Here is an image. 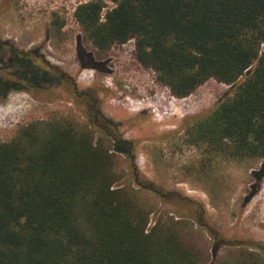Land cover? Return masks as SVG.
Listing matches in <instances>:
<instances>
[{
	"label": "trees",
	"instance_id": "trees-1",
	"mask_svg": "<svg viewBox=\"0 0 264 264\" xmlns=\"http://www.w3.org/2000/svg\"><path fill=\"white\" fill-rule=\"evenodd\" d=\"M112 2L104 12V0L76 5L83 38L98 51L132 39L136 60L175 97L210 78L229 84L211 109L184 121L185 140L209 160L256 159L253 174L263 176L264 0ZM33 67L0 75V91L44 89L55 79V67ZM101 118L102 126L35 120L0 141V264H207L209 242L185 218L201 216L200 203L176 198L171 215L155 213L148 225L149 211L119 181L112 152L133 144ZM213 264L258 261L240 253Z\"/></svg>",
	"mask_w": 264,
	"mask_h": 264
},
{
	"label": "rangeland",
	"instance_id": "rangeland-1",
	"mask_svg": "<svg viewBox=\"0 0 264 264\" xmlns=\"http://www.w3.org/2000/svg\"><path fill=\"white\" fill-rule=\"evenodd\" d=\"M84 1L0 0V75L56 68L44 89L0 91V141L35 120L66 116L102 126L101 116L107 118L133 144L130 152L128 146L126 152H112L119 181L149 211L148 225L155 213L171 215L176 198L196 200L201 216L178 212L208 240L207 264L240 253L264 264V175L253 174L260 162L209 160L202 147L186 142L182 128L211 109L230 85L210 78L185 97L173 96L136 60L132 39L98 51L83 38L73 11ZM104 3L103 12L113 6L112 0ZM14 53L32 64L17 61ZM92 128L101 133L99 126ZM158 193L166 195L164 202Z\"/></svg>",
	"mask_w": 264,
	"mask_h": 264
},
{
	"label": "water",
	"instance_id": "water-1",
	"mask_svg": "<svg viewBox=\"0 0 264 264\" xmlns=\"http://www.w3.org/2000/svg\"><path fill=\"white\" fill-rule=\"evenodd\" d=\"M246 73H248V71Z\"/></svg>",
	"mask_w": 264,
	"mask_h": 264
}]
</instances>
